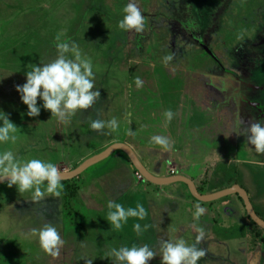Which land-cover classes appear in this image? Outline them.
Returning <instances> with one entry per match:
<instances>
[{"label": "rangeland", "instance_id": "1", "mask_svg": "<svg viewBox=\"0 0 264 264\" xmlns=\"http://www.w3.org/2000/svg\"><path fill=\"white\" fill-rule=\"evenodd\" d=\"M129 2L0 0V110L17 126L15 143L0 144V152L11 150L23 161L38 158L51 162L61 173H68L111 145L134 144L128 137L135 138L140 131L139 117L153 121L171 110V132L179 137L192 131L197 137L195 145L202 140V160L213 164L205 169L204 189L239 186L264 221V160L249 161L241 150V155L228 161L232 156L227 154L234 150L228 151L225 145L223 151L218 148L222 147L218 143L223 130L207 127L209 116L223 110L225 103L235 115L239 103L245 114L234 118L235 123L240 121V133L250 124L247 118L258 120V112L245 103L244 96L264 106V44L259 45L264 38V0H135L144 17L141 32L118 27ZM57 34H62V40L75 41L81 57L91 60L94 90L101 93L92 108L67 117L69 123L60 122L43 108L38 117H28L27 106L15 90L26 82L25 73L33 64L56 58ZM197 40L218 63L201 50ZM186 69L192 70L188 76L180 71ZM224 76L229 80L225 86ZM137 78L142 81L139 88ZM154 88L159 90L156 98L150 91ZM190 89L194 90L192 95L187 94ZM216 90L229 92L230 97L218 98ZM208 92L210 97L206 99L204 93ZM143 97L146 109L138 104ZM37 104L42 105L39 98ZM113 118L119 125L115 130L106 127L98 132L90 127L91 120L107 122ZM245 138L243 135L240 140ZM115 153L78 177L61 182L66 197L46 195L33 201L31 192L18 193L15 186L0 185V264H87L89 260L93 264H113L109 255L112 248L134 244H148L157 253L150 264H161L160 250L149 244L157 227L150 213L143 220L130 217L119 230L107 221L109 201L135 208L140 203L138 196L128 189L146 185H137L141 182L135 179L133 167L132 176L115 170L118 166L112 162L116 155L130 164L124 154ZM261 154L254 157L264 158ZM123 175L121 188L115 182ZM84 177L87 188L83 195L69 196L71 190L84 188ZM42 188L46 189V182ZM151 195L158 198L154 192ZM207 205L212 210L206 215L209 221L205 216L194 221L195 227L209 231L196 245L205 252L198 264H264V230L245 225L243 218L235 223L226 220L217 213L219 202ZM135 223L152 225L153 230L149 227L148 233L137 234ZM49 224L57 228L63 240L57 255L44 251L38 233L33 231ZM176 225L174 220L169 221L166 230L171 233ZM198 235L193 237L194 243ZM189 237L182 233L172 239L186 242ZM210 239L217 245L209 246Z\"/></svg>", "mask_w": 264, "mask_h": 264}, {"label": "clouds", "instance_id": "2", "mask_svg": "<svg viewBox=\"0 0 264 264\" xmlns=\"http://www.w3.org/2000/svg\"><path fill=\"white\" fill-rule=\"evenodd\" d=\"M124 16L118 22L121 30L134 29L136 32L143 30L144 17L136 5L135 0L130 2L123 9ZM62 34L55 38L57 55L54 60L47 63L33 64L30 71L25 73L26 82L16 86V92L20 99L27 106L28 117H38L41 108L49 111L62 123H69L66 118L76 115L79 111H86L100 98V91L95 89V77L91 60L81 57L79 46L71 39L62 40ZM171 59V57H168ZM137 88L142 86V81L136 79ZM42 101L38 106L37 101ZM165 122H171L174 113L168 110L164 113ZM117 119L113 118L107 122L94 119L90 127L95 131H102L110 128H118ZM17 126L11 122L8 115L0 110V144L9 141L15 143ZM236 135H242L239 131ZM249 145L254 146L257 153H264V120L251 122L244 130ZM151 142L164 147H170L169 140L160 135L151 137ZM64 175L57 166L51 162L33 158L23 161L17 153L11 150L0 152V183L7 182V186L16 187L18 193L31 192L33 201L42 200L46 195L60 197L63 189L61 183ZM46 182V189L42 188ZM107 221L114 229H121L128 219L138 218L143 220L147 216V210L143 204L137 203L135 208H125L120 203L109 201ZM203 208H197L194 219H199L203 214ZM149 225L141 226L135 223L133 229L137 234L147 231ZM38 233L40 247L53 255L59 253L63 244L60 233L52 225H45L41 229L33 230ZM196 240L199 242L204 237L203 229H199ZM161 264H198L201 257L205 255L203 249L196 247V244L188 245L184 240L175 243L170 241L160 242ZM109 255L113 258V264H150L157 253L148 245L122 246L112 248ZM93 264V261H87Z\"/></svg>", "mask_w": 264, "mask_h": 264}, {"label": "crops", "instance_id": "3", "mask_svg": "<svg viewBox=\"0 0 264 264\" xmlns=\"http://www.w3.org/2000/svg\"><path fill=\"white\" fill-rule=\"evenodd\" d=\"M173 70L174 69H170L169 71L173 73L174 72ZM180 71L187 72V76H188L190 75V72L192 70L186 69V70H180ZM222 72L225 74L224 70ZM153 74L155 73L153 72ZM202 76H204V74ZM223 78L224 80L223 79L222 80L225 83L223 82L222 85L225 86L226 83L229 82V80L227 79L226 76H224ZM210 88H212V90L215 91V88H213L212 86H210ZM150 91L154 92L155 97L154 96L153 97L156 98L159 90L157 88H154V90H150ZM191 91L194 92V90L192 89H190V91L187 90V94ZM192 92L190 93V95L193 94ZM216 92L218 94V98H222V97L224 98L227 96L230 97L229 92H225L224 90L221 92L219 90H216ZM204 95H205V98L207 99L208 97H210V92L204 93ZM239 95L240 93L236 97L238 98ZM144 98L145 97H143V102L139 100L138 104L140 105V107H143V109H146L145 108L146 103H145ZM244 99L248 100L245 96H244ZM238 102H239V99H238ZM221 107L223 108V110H218L214 114H211V116H209V120H208L209 122H207V127L209 126L211 129H217V130L222 129L223 130L222 132H224V134L222 133L221 141L220 143H218V145L222 147H218V148L220 149V151H223L224 150L223 145H225L228 147L227 148L228 151H230V149L234 150V152L230 151V153L232 152V155H230V153L227 152L228 156H232V158H230L228 161H232L233 157L236 155H241V153H239L241 150H244L243 151L244 153L242 154L249 161L257 162L259 160H264V158H261V159L257 158L259 156V153L253 152L254 146L249 145L247 140H243V141L240 140L241 137H243V132L241 133L242 136L241 135L238 136L235 134V132L237 131L240 132L239 130L240 121L238 120V122L235 123L234 118L240 119L242 116L245 115V114L242 115V110H241L239 103L236 105V108H237L236 109L237 111H235L236 115L235 113H233L234 112L233 110L231 111L229 110V108L226 106V103ZM139 119L141 120H138L137 123L139 124L140 131L137 132V134L135 135L136 137L134 136L135 138L128 137L129 140L134 141V144L127 143V146L134 152L139 162L145 167V169L150 174L158 178H167V177H173V176L185 177L194 184L198 193L202 196L213 195V194L228 190L232 187H239L237 185H232L222 190H212V191L205 190L204 182L202 180L203 177H206L205 169L207 167L212 166L213 164H208L207 162L202 160L203 159L202 158L203 151L201 147L203 146L202 140H200V142L197 141V145H195V141L197 137L192 134V131H186L182 134L180 133L179 137L173 134L171 132V122L166 123L165 116L152 118L153 121H147L146 116H145V120H142V117H139ZM247 119H248L247 121L251 123L250 121L251 119L250 118H247ZM234 124H236L235 129L232 128ZM154 135H160V136L166 137L170 142V147L165 149L164 147L160 145H156L152 143L151 137ZM114 154L116 153H113L111 156H113ZM254 156H257V157H254ZM262 156L264 155L261 154V157ZM112 164H115L118 166L117 168H115V170L121 169V171L126 172L127 176H132V173H131L132 166L128 164L126 160L122 158V156L120 157L116 155ZM171 166L175 167V173L173 176H171L169 173ZM171 169H174V168H171ZM84 179L85 180H83V182L85 186L84 188L82 187L81 189L77 191V194H76L77 196H82L83 195L82 192H84V189L87 188L86 187L87 178L84 177ZM124 182L125 181H124V175H123L120 178V180L118 179L115 182V184L123 188L122 184L124 185ZM144 183L146 185H144L143 188L138 189V187L137 188L132 187L128 189V191H131V189L134 191V194H136L138 197H136L135 195L134 196L141 204H143L147 212L150 213V215L152 216L153 222H154V226H157L155 231L152 233L153 235L152 238H154L152 241L153 243H149L157 251L160 250L158 249V247L160 248L161 241L167 240V241L175 243L176 240H173L172 236L181 235L182 233L184 234V236H190L189 239L186 241L188 245H192V244L198 245L199 243H201V240L199 242L194 243V239H193L195 235L199 234L198 230L203 229V227L194 226V221H196V219H194V213L196 212L197 208H204L205 206L206 208L204 209V213H203L205 215L201 214L200 218H204L205 216V219L209 221L206 215L210 214L212 210L210 209L211 207H208L207 204H213V202H219V205L216 208L217 213L220 212V214L224 216L226 220L235 223V220L241 222L243 218L245 221V225L247 224V226L249 227L251 225L246 217L247 215L244 209V205L241 202V199L237 195H230L228 197H224V198H221L219 200H216L210 203H203L191 197L187 187L181 183H176V184L166 185V186H155L146 181H143V182L141 181V183H137V185L141 186ZM153 192L158 195V198L152 197L151 193ZM249 201H250V198H249ZM240 202L242 206H240ZM196 204H199V205H196ZM168 220L170 222L174 220L177 224L176 227L174 228V231L171 233H169L166 230L167 224L169 223ZM201 222L204 223V221H201ZM148 230H147V233H148ZM150 230H153L152 225L150 227ZM204 234L209 235V231L207 232L204 231ZM169 236H170V239L168 240ZM263 238L264 236L261 239ZM209 241H211L210 243L207 242L209 246L212 245L211 243L216 244V242H214L213 239H210ZM262 245L264 248V243ZM101 258H103V256H101Z\"/></svg>", "mask_w": 264, "mask_h": 264}, {"label": "water", "instance_id": "4", "mask_svg": "<svg viewBox=\"0 0 264 264\" xmlns=\"http://www.w3.org/2000/svg\"><path fill=\"white\" fill-rule=\"evenodd\" d=\"M262 113L264 114V108L262 109ZM115 152H121L123 153L129 160L130 164L134 168V170L139 173L144 181L155 185V186H166V185H172L176 183H181L185 185L191 195L195 200L203 203H210L216 200H219L224 197H228L230 195H237L243 202L244 209L246 212V215L249 217V219L259 228L264 230V221L261 220L257 214L255 213L249 198L244 190H242L240 187H232L228 190L208 195V196H202L198 193L197 189L195 188L194 184L187 178L182 176H173V177H167V178H158L150 174L145 167L139 162L134 152L125 144H114L108 147L105 151L102 153L88 159L82 165H80L75 170L68 172V173H62L65 177L64 180L61 182L72 180L79 175H81L83 172L88 170L90 167L104 161L105 159L109 158L113 153ZM7 183V182H4ZM0 183V185L4 184Z\"/></svg>", "mask_w": 264, "mask_h": 264}, {"label": "trees", "instance_id": "5", "mask_svg": "<svg viewBox=\"0 0 264 264\" xmlns=\"http://www.w3.org/2000/svg\"><path fill=\"white\" fill-rule=\"evenodd\" d=\"M196 43L198 44V46L201 48V50L207 55L209 56L212 60H214L215 62H217V59L216 57L214 56V54L200 41V40H197ZM264 44V38L260 41L259 45H263ZM255 108H259V106H255ZM260 109V108H259ZM261 118H263V115H260ZM62 194V192H61ZM69 196H74L77 194V190L73 189L71 190V192L67 193ZM64 197H66V195L62 194ZM242 202V200H241ZM243 203V202H242ZM249 223L251 224V226L255 229H257L258 227L249 219L248 216H246ZM261 241L264 243V238L261 239Z\"/></svg>", "mask_w": 264, "mask_h": 264}, {"label": "flooded vegetation", "instance_id": "6", "mask_svg": "<svg viewBox=\"0 0 264 264\" xmlns=\"http://www.w3.org/2000/svg\"><path fill=\"white\" fill-rule=\"evenodd\" d=\"M245 103L251 108V109H255L257 112H258V120H263L264 119V114L262 113V109L264 108V106L258 104V103H252V102H249V101H245ZM255 106H259V108H255ZM260 115H263V118H261Z\"/></svg>", "mask_w": 264, "mask_h": 264}, {"label": "built area", "instance_id": "7", "mask_svg": "<svg viewBox=\"0 0 264 264\" xmlns=\"http://www.w3.org/2000/svg\"><path fill=\"white\" fill-rule=\"evenodd\" d=\"M169 173H170L171 176H173L174 173H175V169H170L169 170ZM134 177H135V179L138 182L144 181V179L142 178V176L139 173H137L136 171L134 172Z\"/></svg>", "mask_w": 264, "mask_h": 264}]
</instances>
